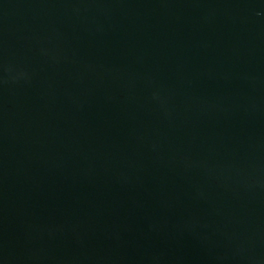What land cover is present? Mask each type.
Listing matches in <instances>:
<instances>
[{
    "label": "water",
    "instance_id": "1",
    "mask_svg": "<svg viewBox=\"0 0 264 264\" xmlns=\"http://www.w3.org/2000/svg\"><path fill=\"white\" fill-rule=\"evenodd\" d=\"M0 264H264V0H0Z\"/></svg>",
    "mask_w": 264,
    "mask_h": 264
}]
</instances>
